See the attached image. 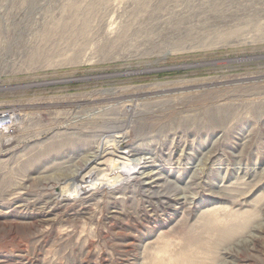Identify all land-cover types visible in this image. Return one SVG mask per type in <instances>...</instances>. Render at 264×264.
Instances as JSON below:
<instances>
[{
  "label": "rangeland",
  "instance_id": "374dc122",
  "mask_svg": "<svg viewBox=\"0 0 264 264\" xmlns=\"http://www.w3.org/2000/svg\"><path fill=\"white\" fill-rule=\"evenodd\" d=\"M1 108L0 264H264V0H0Z\"/></svg>",
  "mask_w": 264,
  "mask_h": 264
},
{
  "label": "bare ground",
  "instance_id": "6f19581e",
  "mask_svg": "<svg viewBox=\"0 0 264 264\" xmlns=\"http://www.w3.org/2000/svg\"><path fill=\"white\" fill-rule=\"evenodd\" d=\"M17 117H18V113L15 114V120L17 119ZM124 138H125V135L123 136V134H117V135H114V137L112 138V140L114 141L113 143H107V144H104L103 142L100 143L99 147L97 148L98 152H97L95 158L93 157V159L90 160V162H94V164L90 167V169L84 173L82 172L83 170H81L75 174L76 175L75 179H78V185L75 186L74 191H77V193H79L83 190H86V191L91 190V188L94 187L95 185H97L98 183L112 184L114 179L120 178L117 175V171H118V169H122L124 162L127 160L128 156H129V154L127 153V150L122 149V147H120V145H119ZM100 155H101V157H104L105 160H103L101 162L99 161V166H97V164H95V162L101 158ZM141 163H143V162H141ZM100 166H103L104 172H101L102 170L100 171L98 169ZM95 167H97V168H95ZM137 168L134 171L136 174L135 177H138L137 175H140V174H137V173H139L138 172L139 169H137ZM100 173H102V175H99ZM135 177H133V178H135ZM142 177H144V176L142 175ZM129 178H131V177H129ZM74 195L75 194H71L68 197H72ZM78 196H79V194H78Z\"/></svg>",
  "mask_w": 264,
  "mask_h": 264
},
{
  "label": "built area",
  "instance_id": "2783aa9c",
  "mask_svg": "<svg viewBox=\"0 0 264 264\" xmlns=\"http://www.w3.org/2000/svg\"><path fill=\"white\" fill-rule=\"evenodd\" d=\"M15 111L9 108L0 109V135L9 134L15 126Z\"/></svg>",
  "mask_w": 264,
  "mask_h": 264
}]
</instances>
